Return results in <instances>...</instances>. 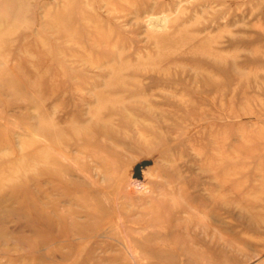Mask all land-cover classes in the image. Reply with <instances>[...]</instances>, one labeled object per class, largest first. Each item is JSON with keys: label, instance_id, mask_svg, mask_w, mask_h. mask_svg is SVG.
<instances>
[{"label": "rangeland", "instance_id": "rangeland-1", "mask_svg": "<svg viewBox=\"0 0 264 264\" xmlns=\"http://www.w3.org/2000/svg\"><path fill=\"white\" fill-rule=\"evenodd\" d=\"M0 234V264H264V0H0Z\"/></svg>", "mask_w": 264, "mask_h": 264}, {"label": "bare ground", "instance_id": "bare-ground-1", "mask_svg": "<svg viewBox=\"0 0 264 264\" xmlns=\"http://www.w3.org/2000/svg\"><path fill=\"white\" fill-rule=\"evenodd\" d=\"M122 13V12H121ZM158 17V16H157ZM165 18V17H164ZM162 19V24H163V27H164V24H165V20L166 19ZM161 20V19H160ZM135 21V20H134ZM153 21V20H152ZM156 21V20H155ZM154 21V22H155ZM157 21H159L158 20V18H157ZM157 23V22H156ZM160 23H161V21H160ZM161 24V25H162ZM151 25H153V24H151ZM160 25V24H159ZM167 26V25H166ZM157 30H159L158 28H157ZM160 31V30H159ZM161 32H163V31H161ZM160 36H161V34H160ZM223 54V53H222ZM113 69V68H112ZM202 71V70H201ZM113 72V71H112ZM205 73V72H204ZM115 74V73H114ZM103 100H105V99H103ZM49 117V116H48ZM46 120V119H45ZM52 120H54V119H52ZM48 121H46V123H47ZM54 122H55V120H54ZM53 123V122H52ZM49 125H50V123H49ZM51 128V127H50ZM58 131V130H57ZM47 132V131H46ZM48 132H52V131H48ZM58 134V133H57ZM59 134H60V132H59ZM56 138V137H55ZM52 141V140H51ZM53 142V141H52ZM54 142H56V141H54ZM48 149V148H47ZM64 158V157H63ZM96 158V157H95ZM94 158V159H95ZM50 160H52V159H50ZM99 160V159H98ZM138 183V182H137ZM132 185V184H131ZM198 225V224H197ZM186 227V226H185ZM198 227V226H197ZM202 227V226H201ZM206 228V227H205ZM206 231V230H205ZM202 232H204V229H203V231ZM1 235V234H0ZM212 236V235H211ZM220 234H218V233H216V235H215V245H213L211 248H210V251H213V253H215V255H214V260L216 261V262H218V260L220 259V256H223L222 254H221V250H219L220 249V240H221V238H220ZM195 239H197L198 241H199V239H201V238H198V237H196V236H190L189 238H188V240L189 241H191V242H194L195 241ZM209 248V247H208ZM184 251L185 252H191L192 250L191 249H189L188 247H186V248H184Z\"/></svg>", "mask_w": 264, "mask_h": 264}, {"label": "water", "instance_id": "water-1", "mask_svg": "<svg viewBox=\"0 0 264 264\" xmlns=\"http://www.w3.org/2000/svg\"><path fill=\"white\" fill-rule=\"evenodd\" d=\"M147 165H149L148 162H143V163H142V166H144V167L147 166ZM139 169H140V166H139V165L136 166V173L139 172Z\"/></svg>", "mask_w": 264, "mask_h": 264}]
</instances>
